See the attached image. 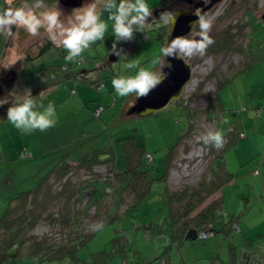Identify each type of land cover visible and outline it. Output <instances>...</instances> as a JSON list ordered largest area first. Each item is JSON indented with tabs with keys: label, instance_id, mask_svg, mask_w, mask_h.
Listing matches in <instances>:
<instances>
[{
	"label": "rangeland",
	"instance_id": "374dc122",
	"mask_svg": "<svg viewBox=\"0 0 264 264\" xmlns=\"http://www.w3.org/2000/svg\"><path fill=\"white\" fill-rule=\"evenodd\" d=\"M30 2L35 3L30 4L33 6L38 4L36 0ZM51 2V6L55 4L54 0ZM146 2L150 7H155L160 3L164 4V0H146ZM14 3L15 0H13L11 6ZM228 5V0H223L206 13L213 20L212 31L215 30V35L218 36L225 35L226 41L224 43L215 41V44L207 49L204 57L185 59L191 65V79L185 87L184 95L188 106L204 110L207 100L203 94L210 91L212 93L213 89L220 86L224 81L227 109L233 116H237L236 118H241V112L250 113L252 111L248 103V85L242 80L235 82L234 78L242 70L243 67L241 66H243L244 61L249 63L252 61H248L251 56L253 57V63L256 62L258 57H264V19L261 18V14L264 12V0H247L234 5L233 8H229ZM5 6L6 0H0V8ZM246 9H249L250 24L246 20ZM36 10L39 12L44 9L37 7ZM72 10L66 9L63 14L65 16L70 15ZM106 16L107 13L102 18L106 19ZM108 23L109 31L105 34L106 38L104 41H98L92 45V52L95 49L100 53H105L109 46L111 48L114 37L110 36L111 22ZM196 30L198 28H194L188 36L191 38ZM160 31L161 28L155 27L153 31L146 33L150 35V39L141 40L140 43L136 40L140 38L142 33H136L134 40L128 42L127 47H122L126 56L122 55L115 60H110V66L104 68V77L102 78L104 85L101 93L91 88L89 83L81 82L82 79L76 78L77 75L74 76L76 79L72 77L78 69L93 66L94 60L88 58L92 53L85 52L83 54L84 57H87L84 62L80 61L84 58L83 56L79 58L77 63L66 62L64 57L67 53L64 51V54H61L60 50L63 49L51 45L44 53L37 55L38 49L45 43V40L42 39L43 35L46 34L43 29L40 30L41 34L37 37L30 36L21 28L18 29L16 37L13 35L9 38L0 35V75L7 72L14 73L15 81L10 86L12 94L17 92L14 95L18 101L22 98L25 89H29L34 97L37 96L38 103L43 104L45 107L49 103L54 104L57 118L55 127L44 132L35 130L31 133H24L15 128L8 120L0 126L2 127L0 132L2 143L11 141L12 149L10 151L14 153L17 148L14 160L8 151L7 155L0 153V173L7 172L9 175V182H6L7 186L0 189V215L5 208L3 203L7 201L9 192L16 195L21 190L31 188L36 183L39 175L51 165L53 157L58 154L61 147L78 149L80 152L107 148L114 151L116 155L118 152L119 161L120 159L122 161V146L126 142L124 139L132 137L136 144H143L145 151L152 155L153 174L154 176H160L164 170V155L167 149L173 145L178 135L187 127L188 119L185 107L176 101H171L166 107L156 111L157 115L131 116L127 113V109L132 104L135 95L119 97L113 90L114 93L111 98L115 107L110 108V101H112L110 100V91L113 89L111 85L112 74H134L136 69L128 70L124 68V65L137 58L143 61V66L151 67L150 62L159 54L166 37L162 39L163 43H161L160 39L157 38ZM40 39H42V43L39 42ZM123 43H118L117 47H121ZM33 53L34 55H32ZM27 55H30L29 59L26 58ZM106 57H108V54L105 53L102 59ZM240 67L241 69L233 74L231 80L225 81L224 78L231 76L230 74ZM260 67L264 68V66ZM94 75H96L95 72ZM262 80H264V74L252 77V82ZM200 86L201 97H193V92ZM75 87H84L87 103L89 102L88 98H90L91 101L96 102L95 107H89L83 103L77 104L76 100L74 102V96L78 98L80 93V91L77 92ZM115 97H117L116 100ZM97 104L105 106L99 118L94 115ZM260 104L258 105L261 106ZM74 105L77 111L74 109ZM243 106L246 107L244 110H242ZM83 110L91 115L87 126L88 132L80 131L79 135H75L78 129L75 131L74 127L79 126L77 119L82 123H87L88 120L85 112L80 113L81 115L78 116L72 114L73 112L79 114V111ZM259 111L263 110L260 109ZM204 112L201 111L198 118V131L193 134L194 136L191 139L193 142L189 143V141L188 146L180 147L174 153L171 161L173 164L171 165L173 167L178 161L180 165L179 170L174 166L177 176L170 178L168 175L166 176V184L169 190H176L181 184L196 183L198 177L206 168L208 162L202 161L200 164H196V166H202L192 170L183 167L185 164L182 161L184 155L195 149L199 144L196 141L199 130L203 129L202 132H206L213 128L212 123L206 119L207 112ZM209 117L213 121H217L215 113L209 114ZM255 117L252 115L250 118L246 116L249 124L248 128L245 127L247 133L252 132L254 129L259 132V128L263 130L259 120L254 123ZM216 125L218 129L220 123L217 122ZM73 136L76 137L70 139ZM3 138H6L8 142ZM194 143L195 147L193 148ZM234 145L235 143L229 145L226 149ZM23 146L31 153L30 158L18 156L19 150ZM41 150L46 151L40 153ZM191 155L199 158L200 154L198 150H194ZM50 160L51 162H49ZM119 161H117V164H119ZM260 165H264V161L262 158L256 157L255 151H251L248 147L237 149V159L233 167L235 175L230 182L225 184L222 190L225 196L221 208L222 214L215 219L214 225L218 227L217 229H220L217 222H225L227 214H230L238 219L239 232L235 230L230 232L218 230L212 237L196 236L192 240H184L178 234L177 226L169 220L168 205L161 194L162 186L159 184V188L155 181L152 184L150 193L144 200L139 202L133 210L128 211L127 215L120 220L105 223L102 230H98V227V231H94L85 243L76 248L75 254L78 258L90 262L88 264H94L92 259L96 252L106 253L105 263L107 264H137L134 262L138 258L143 260L152 259L160 255L163 248L169 247L166 256L174 264H226L231 259L229 248L231 246L235 247L236 252L238 251L236 264H243L248 253L241 254L240 250H244L242 245H247L249 240H251V245L264 242V187L257 183L253 184L257 177L263 175V171L260 174ZM254 170L258 171L259 175H254ZM102 201V211H105L107 207H110V195H107L106 199ZM82 202H85V200H82ZM51 206L54 209L53 211H56L55 207L57 205L54 201L50 203ZM71 208L72 205L70 204ZM90 209L92 213L93 210ZM131 214H134V216L131 217ZM136 224L138 225L137 228L135 227ZM45 229L48 232L43 235L50 237L53 230H49V226L44 222L39 223L36 231L42 234ZM173 234H175L174 237ZM172 238H175L176 242ZM180 240L183 243L178 244ZM50 260L42 263L77 264L70 263L68 256L61 260L55 258ZM15 264L35 263L32 259H25Z\"/></svg>",
	"mask_w": 264,
	"mask_h": 264
},
{
	"label": "trees",
	"instance_id": "16d2710c",
	"mask_svg": "<svg viewBox=\"0 0 264 264\" xmlns=\"http://www.w3.org/2000/svg\"><path fill=\"white\" fill-rule=\"evenodd\" d=\"M30 1L28 0V2ZM159 28H161V31L157 34V38L163 43L162 39L166 36L167 26ZM214 41L224 42L226 36L220 35ZM126 44L128 42H124V45ZM51 45L53 44L48 39L45 40V43L38 49L37 55L44 53ZM64 51L67 53L65 49L60 50V53L64 54ZM91 53L92 57L88 56V58L94 60L93 66H100L98 68L94 67V71L98 70V73L94 76L85 75L81 78L87 80L86 82L89 83L91 88L99 92L104 77V75H100L99 78V74H104L105 71L102 64L104 59L102 58L107 52L100 53L94 49ZM29 56L27 55L26 58L29 59ZM85 60H87L86 56L80 59L81 62ZM76 72L74 73L76 74ZM75 74H73V78H75ZM218 88L219 86L212 93L210 91L203 94L207 100L206 105H204V110L207 112L206 119L212 123L213 127L217 126V121H213L209 117V114H211L209 110L212 101L216 98ZM200 90L201 86L193 92L192 96L201 97L202 92ZM178 104L186 109L187 127L178 135L173 145L167 149L164 155V170L160 176H154L153 174L152 155L145 151L143 144H136L132 137L124 139L126 142L122 146V154L125 162L122 168H119L115 162L116 153L107 148L80 152L78 149L61 147L58 154L53 157L51 165L39 175L36 183L31 188L22 190L8 198L7 204L0 215V264H15L25 259H32L35 264H41L44 261H51V258L61 260L65 256H68L70 263H90L78 258L75 254L76 248L85 243L94 232L90 228L97 229L101 223L104 225L126 216L128 211L133 210L139 202L147 197L155 181L158 186L159 184L162 186L161 194L168 205L169 220L177 226L178 234L183 239L185 235L188 238H196L198 230L210 231L211 234L207 237L214 236L218 230L225 232L235 230L239 232L238 219L232 215L225 222H217L220 229H217L218 227L214 225L215 219L221 214L223 203L222 195L218 196L217 192L222 186L231 181L232 175L224 166H213V161L245 133L237 131V128L233 126L234 133L227 134L226 128L232 126L228 125L225 127V140L227 139V141L222 150L207 146L209 148L208 152L202 154L200 158L194 157L191 161L183 158L184 163L188 161V166L193 163L200 164L202 161L208 163H206V168L202 171L196 183L181 184L176 190H169L166 184V176L171 164H173L171 161L174 153L178 148L188 146L189 143L193 142L191 140L193 134L198 131V118L201 111L204 112L202 109L188 106L187 99L183 95ZM99 107L103 109L102 106ZM96 110H94V113ZM100 112L95 116L99 118ZM202 131L203 129L199 130L198 136L204 133ZM192 147H195V143ZM24 152L25 150H20L19 155L22 157ZM147 155L151 158L149 159ZM200 166H194L195 168L192 170L198 169ZM253 173L259 175L258 171L254 170ZM259 185L264 187V182ZM107 195H110V207L102 211V200L106 199ZM82 200H85V202H82ZM53 201L57 205L56 211H53L52 206L50 207V203ZM70 204L72 205L71 209ZM90 208L94 212L91 213ZM133 216L134 214H131V217ZM41 222H44L50 230H53L50 237L35 233V229ZM135 227L137 228L138 225L136 224ZM173 235L175 236V234ZM250 242L251 240L247 242V245H242L244 247L243 251L249 254L251 251L248 247L251 249L253 246ZM181 243H183L182 240L178 242V244ZM168 248H163L160 255L152 259L143 260L138 258L134 263L174 264L166 256ZM229 248L232 259L235 257L236 250L235 247L230 246ZM258 249L263 258L264 242L254 245L252 251ZM105 255V252H96L92 261H94V264H107L105 263Z\"/></svg>",
	"mask_w": 264,
	"mask_h": 264
},
{
	"label": "clouds",
	"instance_id": "9594fccd",
	"mask_svg": "<svg viewBox=\"0 0 264 264\" xmlns=\"http://www.w3.org/2000/svg\"><path fill=\"white\" fill-rule=\"evenodd\" d=\"M208 4V0H203ZM13 0H6V6L0 8V35L11 37L13 35L12 26L25 30L30 36H40L43 29L47 34V39L57 48L67 51L64 57L66 62L77 63L85 52H92V45L98 41H104L106 32L111 31L114 37L111 48L107 54L117 57L126 56L122 47L118 48L120 42L134 40L136 33L153 31L155 27H168V34L175 26L178 13L175 11H162L159 14V25L154 24L152 18V7L146 0H91L83 6L73 9L70 15L65 16L60 9L57 0L50 7H45L44 0H38V4L33 6L28 0H21L18 7L11 6ZM43 8L37 11L36 8ZM107 13L106 19L104 14ZM194 15L197 20L192 27L198 26L195 37L176 36L168 40L150 62L151 67L143 66V61L139 58L124 65L125 69H136L134 74H118L111 80V85L115 94L119 97H128L134 94L136 99L147 97L155 89L168 73L163 71L171 68L168 58L191 59L193 57H204L207 49L215 43L210 33L213 28V20L201 9L195 10ZM198 37V39H197ZM103 91V85H100ZM8 103V102H5ZM42 109V110H41ZM151 111L146 109L145 112ZM255 116V113H250ZM7 120L17 129L24 133H31L35 130L44 132L55 127L57 123L56 110L53 103L46 107L38 103L37 96H33L29 89H25L20 100L11 103L6 112ZM227 123V120L224 121ZM196 141L205 146L222 150L225 146V134L220 129H209L196 137ZM31 153L25 149L21 158L30 156ZM172 167V165H171ZM169 168L170 171L174 168ZM101 223L98 230H102ZM91 231H98L90 228ZM195 238V237H194Z\"/></svg>",
	"mask_w": 264,
	"mask_h": 264
},
{
	"label": "crops",
	"instance_id": "0c3cea01",
	"mask_svg": "<svg viewBox=\"0 0 264 264\" xmlns=\"http://www.w3.org/2000/svg\"><path fill=\"white\" fill-rule=\"evenodd\" d=\"M147 39H150V37L147 38ZM147 39L140 38L139 39V43L141 42V40H147ZM128 45H129V43L126 44V45H124V43H123L122 47L124 46V48H125ZM137 52H139V51H137ZM251 60L253 61V57L252 56H251V58L248 59V61H251ZM252 61L250 63L244 61L243 66H241V67H243L242 70H240L241 67L236 69V70H234V72H232L230 74L231 76L229 78H225V81L226 80H231L233 74L240 70V72H238L239 75L234 78V81L236 82L237 80H242V81H245L247 83V85H248L247 91H248V95H249L248 103H249V107L252 109V111L250 113H255L256 114L255 115L256 117L254 118V123L256 122V120H259L260 124L263 126V130L261 128H259V132H257L254 129L252 132L247 133V130L245 129V127L248 128L249 124H248V122L246 120V116L250 118V116H251L250 113L241 112L240 113L241 118H236L237 116H233L228 111L226 100H225V98L227 97V94H226L225 86L223 85L224 81L221 83L222 85L220 84V86L218 88V92L216 94V98L212 101L211 107H210V110H209L210 113H215V115L217 116V122L220 123V126H219L218 129L223 130L224 134H225V127L228 126V125L235 126V128H237L236 129L237 131H241V132L245 133L243 136H241L240 138H238L236 140L234 146H232L231 148L225 149L224 152L221 154V156H219L217 159H215L213 161V166H215V167H217L218 165L219 166L220 165L224 166V168L228 172L231 173L232 179H233V177L235 175L233 167H234V163L236 162V159H237V149L247 148L248 147L251 151H255V154H256L257 158H262L263 161H264V101H263L264 100V80L259 81V82H252V77L253 76L258 75V74H264V68L262 69L260 67V66H264V57L263 58L258 57L256 62H254V63ZM94 72L97 74L98 70L94 71L93 66L92 67L87 66L86 68H82V69L77 70L75 76L76 75L78 76L76 78H81L82 76H85V75L86 76H94ZM100 75L103 76L104 74L100 73L99 74V78L101 77ZM112 76L114 77L115 75L112 74ZM82 80L83 81H81V82H84V83H86V81H87V80H84V79H82ZM103 85H104V81H103ZM75 88H76L77 92L80 91V93L78 95V98L73 95L74 96V98H73L74 102L76 100L77 104H82L83 103L84 105H88L89 107L90 106L95 107L96 102L94 100L91 101V99L88 98L89 102L87 103V99H86L87 96L85 94L86 89L84 87L83 88L75 87ZM113 90L114 89H112V91H110V100H112L111 95L114 93ZM98 93H101V91H99ZM116 99H117V97H115V100ZM133 100H134V98H133ZM259 103H261L260 104L261 106L258 105ZM99 106H100V104H97V106H96V108L94 110L98 109ZM112 106L115 107V104H113V100L110 101V108ZM102 107H103V109L100 112V115H99L100 117H101L102 112L105 109V106H102ZM245 108L243 106L242 110H244ZM74 109L75 110L77 109L75 105H74ZM260 109H262L263 111L260 112L259 111ZM83 112H85V111L84 110L81 111V112L79 111V114L77 112H73L72 115L73 116L74 115L78 116V115H81L80 113H83ZM85 114H86L85 116H87L86 119L88 120V122L87 123H82V122H80L77 119V124H79V126L78 127L77 126L74 127L75 131H76V129H78V131L76 132L75 135H79L80 131L88 132L87 126L89 124V117L91 118V115H90L89 112H85ZM94 115H95V113H94ZM148 115H157V112H153V113L148 114ZM145 116H147V115H145ZM137 117H141V116H137ZM225 120H227V123H224ZM6 121H7V119L2 121L0 123V126L3 123H5ZM1 131H2V127H0V132ZM75 137L76 136H73L70 139H74ZM3 139L5 141H7L6 138H3ZM11 144H12L11 141L8 142V143H4V142L2 143L1 137H0V153H2L4 155H7V151H8V153H11V155H12L11 158L14 160L16 158L17 148L15 150V153L13 151H10L12 149ZM20 150H25V147L23 146V148L20 149ZM20 150H19V152H20ZM44 151H46V150H41L40 153H43ZM18 156L21 157L19 154H18ZM30 157H31V155H30ZM118 157H119V154L117 152V155H115L116 164H117V161H119ZM124 162H125V158H124V156L122 154V161L120 159L119 164H117V166L119 168H122L124 166ZM236 167H238V166H236ZM259 167H260V170H261L260 174H262V171H263V175L262 176H263V179H264V165H260ZM4 175H5V177H4ZM262 176L261 177H257L253 181V184H255V183L261 184L262 182H264V180L262 179ZM6 182H9V175L7 174V172H4L3 174L0 173V189H4V186H7ZM223 188H224V186H222V188L217 192V195L218 196L222 195V198H223V201H224L225 196L222 193ZM24 190H26V189H24ZM13 195L14 194H11V192H9V196L7 197V200H8L9 197H11ZM6 204H7V201L3 203V207H5ZM220 213L222 214V210H221ZM230 217H231V215L227 214V219H229ZM241 251H243V250H241ZM246 259H248V258H246ZM41 264H43V263H41Z\"/></svg>",
	"mask_w": 264,
	"mask_h": 264
},
{
	"label": "water",
	"instance_id": "95a60500",
	"mask_svg": "<svg viewBox=\"0 0 264 264\" xmlns=\"http://www.w3.org/2000/svg\"><path fill=\"white\" fill-rule=\"evenodd\" d=\"M182 1H186L188 3L191 2V0H182ZM219 1L220 0H208V4L203 6L204 2L203 0H200V2L195 5V7L196 8L201 7V10L205 12ZM166 8H167L166 5L157 7L154 13L158 14L159 12L165 10L168 11L169 9ZM173 11L178 13V18L176 20L174 28L171 31L170 36L168 34V27H167V33L163 45L168 40L176 36L189 35L192 29L194 28L192 27L193 23L198 19L197 16L194 15L195 12L194 8L190 6L175 9ZM262 19H264V12L262 14ZM195 36L196 33L191 37H195ZM108 57L110 58V60H115L117 58V56L111 54H108ZM168 62L172 65V67L170 69L169 68L163 69V71L168 73L167 78L164 79L162 83L159 84L155 89H153L147 97L136 99V97L134 96V100L132 104L127 109V113L129 115L145 116L163 109L171 101L178 102L184 87L191 79V65L185 59L182 60L179 58L176 59L168 58ZM8 74L9 77L5 76L0 78V123L7 119L6 112H7V108L11 106V103L17 102V97L15 96L17 92H15L14 95L10 91L11 89L10 86L13 83V81H15L14 80L15 75L12 72H9ZM146 109H150L151 111L145 112ZM193 238L194 237L188 238V236L185 235L184 240L186 239L189 241L192 240ZM256 264H260V263H256Z\"/></svg>",
	"mask_w": 264,
	"mask_h": 264
},
{
	"label": "flooded vegetation",
	"instance_id": "af4514ba",
	"mask_svg": "<svg viewBox=\"0 0 264 264\" xmlns=\"http://www.w3.org/2000/svg\"><path fill=\"white\" fill-rule=\"evenodd\" d=\"M37 1V0H36ZM52 0H44V5L46 6V7H50L51 5V2ZM55 1V0H54ZM58 1V4H59V7H60V9L62 10V12L64 13L65 12V10L67 9V10H70V9H76V8H79V7H81V6H83L84 4H86V3H89V2H91V0H57ZM221 1H223V0H220L219 2H217L216 4H218V3H220ZM247 0H228V2H229V8H233L234 7V5H236V4H238V3H241V2H246ZM20 2H21V0H15V3L13 4V7H18V5H20ZM200 2V0H191V2L190 3H188V2H186V1H182V0H169V1H165L164 0V4H162V3H160L159 5L157 4L155 7H152V18L154 19V24H160L161 22L159 21V20H155V19H158L159 18V14H160V12L158 13V14H155L154 12L156 11V9H157V7H160V6H167V8L166 9H169L168 11H173V10H175V9H179V8H183V7H186V6H190V7H193L194 8V11L195 10H200L201 9V7H198V8H196L195 7V5L197 4V3H199ZM32 4H35V3H32ZM216 4H214L210 9H208V10H206L205 11V13H207L209 10H211V9H213L215 6H216ZM37 5V4H36ZM205 4L203 3V6H204ZM39 8V7H38ZM248 11H249V9L247 10L246 9V20H248V22H249V16H248ZM263 14V13H262ZM262 14H261V18H262ZM249 24H250V22H249ZM157 28H159V27H157ZM194 28H198V26H196V27H194ZM193 28V29H194ZM18 29L19 28H15V26H12V31H13V35L15 36L16 34H17V31H18ZM192 29V30H193ZM192 32V31H191ZM190 32V33H191ZM198 32V30H196L195 31V33H197ZM110 36L112 37L113 35H112V31H111V26H110ZM194 33V34H195ZM215 30H213V31H211V33H210V35H211V37L213 38V39H216V38H218V35H215ZM193 34V35H194ZM12 35V36H13ZM16 37V36H15ZM150 36L149 35H147L146 33H145V35L144 34H141V36H140V38H143V39H147V38H149ZM105 38H106V36H105ZM42 39H43V41L44 40H47V34H44L43 35V37H42ZM42 39H40V41L39 42H41L42 43ZM136 41H139L138 39L136 40ZM224 43V42H223ZM223 43H222V45H223ZM248 43V42H247ZM102 64H103V66L104 67H106V66H110V58L109 57H106L105 59H104V61L102 62ZM102 66V67H103ZM94 67H100V66H98V65H95V66H93V69H94ZM5 76H8L9 77V74H8V72L7 73H5V74H3V75H0V78H2V77H5ZM201 231H203V230H201ZM200 230H198L197 231V233H196V235L197 236H199V234H200V232H201ZM174 236V235H173ZM172 240H174L175 242H176V240L175 239H173L172 238ZM254 246V245H253ZM253 246L251 247V249L248 247V249L251 251V253L249 254L248 253V255L247 256H245V257H247L248 259H246L245 258V263H243V264H255V263H264V257L262 258L261 257V252L259 251V249L258 250H254V251H252V249H253ZM241 252V254H246L247 252H245V251H240ZM238 256H237V252L235 253V257L234 258H232L230 261H229V263H236V261L238 260V258H237Z\"/></svg>",
	"mask_w": 264,
	"mask_h": 264
},
{
	"label": "built area",
	"instance_id": "2783aa9c",
	"mask_svg": "<svg viewBox=\"0 0 264 264\" xmlns=\"http://www.w3.org/2000/svg\"><path fill=\"white\" fill-rule=\"evenodd\" d=\"M38 1V0H37ZM189 83V82H188ZM187 83V84H188ZM186 84V85H187ZM186 87V86H185ZM185 87H184V89H183V91H182V94L180 95V97H179V100H180V98L182 97V95L183 96H185L184 95V92H185ZM214 90V89H213ZM101 107H99L97 110H96V112H95V114H97V113H99L100 111H101ZM212 129H217V127H213ZM226 133L227 134H230V133H234V128H233V126H228L227 128H226ZM242 135V134H241ZM226 141H227V139H226ZM197 148V149H196ZM195 149H192L191 151H189L186 155H184L185 157L184 158H186V159H188V161L190 160H192L194 157H196V156H192L191 154L194 152V150H198L199 151V158H200V156L202 155V154H204V153H207L208 152V150H209V148L207 147V146H205V145H203L202 143H199L198 145H197V147H196ZM147 157L150 159L151 157L149 156V155H147ZM197 158V157H196ZM188 161L186 162V163H184L185 165L183 166V167H185V168H190V169H193L194 168V166H196L195 164L196 163H193L191 166H188ZM200 161V160H199ZM201 162V161H200ZM179 161L174 165L175 167H176V169H178L179 170ZM175 167L170 171V177H174L175 175L177 176V172H176V169H175ZM173 173H174V175H173ZM50 230V229H49ZM35 231H36V229H35ZM47 233L48 231H47V229H45V231L42 233V234H44V233ZM36 234H40V233H37V231L35 232ZM50 234V233H49ZM211 234V232L210 231H207V230H205V231H201L200 232V234H199V236L200 237H207V236H209Z\"/></svg>",
	"mask_w": 264,
	"mask_h": 264
},
{
	"label": "bare ground",
	"instance_id": "6f19581e",
	"mask_svg": "<svg viewBox=\"0 0 264 264\" xmlns=\"http://www.w3.org/2000/svg\"><path fill=\"white\" fill-rule=\"evenodd\" d=\"M38 2V1H37ZM56 208V207H55Z\"/></svg>",
	"mask_w": 264,
	"mask_h": 264
}]
</instances>
